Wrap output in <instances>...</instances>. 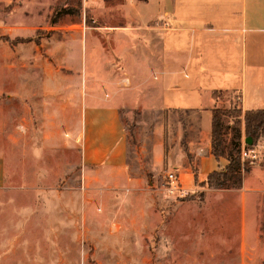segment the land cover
<instances>
[{"label":"crops","instance_id":"0c3cea01","mask_svg":"<svg viewBox=\"0 0 264 264\" xmlns=\"http://www.w3.org/2000/svg\"><path fill=\"white\" fill-rule=\"evenodd\" d=\"M61 1L24 0L11 9V0H2L9 9L0 13V37L26 38L18 25L33 26L28 37H35ZM86 6L96 26L72 25L78 30L69 32L57 26L60 18L39 46L19 45L43 49L46 70L71 73L60 78L66 83L41 84L44 96L50 94L39 101L49 127L57 133L64 128L84 165L105 163L125 174L128 137L121 111L154 113L155 170L169 166L184 189L202 191L207 205H215L209 212L205 207L212 223L241 231L234 243L241 261L261 262L264 167L253 165L241 189L201 184L229 165L213 155L214 109L264 110V0H89ZM84 54L93 55L94 64H84ZM255 149L264 157V138Z\"/></svg>","mask_w":264,"mask_h":264},{"label":"rangeland","instance_id":"374dc122","mask_svg":"<svg viewBox=\"0 0 264 264\" xmlns=\"http://www.w3.org/2000/svg\"><path fill=\"white\" fill-rule=\"evenodd\" d=\"M22 1L11 0L10 8ZM88 1H61L55 12L62 11L38 24L35 37H28L33 26L18 25L26 38L0 39V264H264L260 255L259 263L241 261L234 246L241 231L212 223L207 208L215 205H207L202 191L185 200L167 194L166 176L173 170H155L154 113L121 111L128 137L125 174L105 163L84 165L64 128L57 133L49 127L39 101L50 94L44 96L41 84L71 73L46 70L43 49L19 45L50 38L53 17L69 32L78 30L72 25L96 26ZM5 8L0 5V13ZM93 57L84 54V64ZM224 111L230 141L235 117ZM256 163L264 167V157ZM261 238L264 243L263 232Z\"/></svg>","mask_w":264,"mask_h":264},{"label":"trees","instance_id":"16d2710c","mask_svg":"<svg viewBox=\"0 0 264 264\" xmlns=\"http://www.w3.org/2000/svg\"><path fill=\"white\" fill-rule=\"evenodd\" d=\"M60 11L62 10H57L54 14V17H56ZM54 17L53 21L55 20ZM38 33L40 34V32ZM0 39L5 41L10 40L8 37H1ZM26 41L32 42L34 40L28 39ZM37 45H40V41H37ZM215 97L217 96L215 95ZM230 112L235 117V122L230 128L232 132V138L229 141L226 138V126L224 119L226 116L225 111L219 108H216L213 111V155L218 160L221 157L227 158L229 160V165L224 170L216 171L210 174L207 181L201 184L202 187L207 186L210 189L216 190L241 189L244 176L251 172L253 163L250 161H243L241 157V117L244 118L246 138H251L252 140L251 145L247 144L248 148H256L259 141L264 138V110L243 112L241 108L235 107L231 109ZM202 195L205 197L204 193ZM186 198H184V200ZM262 232L264 235V223L261 228V233Z\"/></svg>","mask_w":264,"mask_h":264},{"label":"built area","instance_id":"2783aa9c","mask_svg":"<svg viewBox=\"0 0 264 264\" xmlns=\"http://www.w3.org/2000/svg\"><path fill=\"white\" fill-rule=\"evenodd\" d=\"M241 157L243 161H250L251 163L261 159V156L256 149L248 148L247 144L242 145ZM166 192L170 197H175V199L181 200L189 195V192L183 188L180 176L177 172H170L166 176Z\"/></svg>","mask_w":264,"mask_h":264},{"label":"water","instance_id":"95a60500","mask_svg":"<svg viewBox=\"0 0 264 264\" xmlns=\"http://www.w3.org/2000/svg\"><path fill=\"white\" fill-rule=\"evenodd\" d=\"M246 144H249V145L252 144V140H251V138H247V139H246Z\"/></svg>","mask_w":264,"mask_h":264}]
</instances>
